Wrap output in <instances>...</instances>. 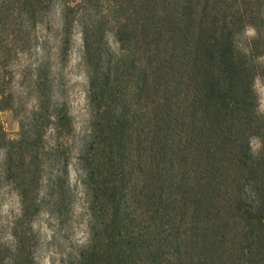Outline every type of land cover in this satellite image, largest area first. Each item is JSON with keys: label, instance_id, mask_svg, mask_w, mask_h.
I'll return each instance as SVG.
<instances>
[{"label": "trees", "instance_id": "trees-1", "mask_svg": "<svg viewBox=\"0 0 264 264\" xmlns=\"http://www.w3.org/2000/svg\"><path fill=\"white\" fill-rule=\"evenodd\" d=\"M257 80L264 0H0V112L18 126L8 137L0 121V204L7 191L18 202L0 215V264H36L41 215L63 264H264ZM72 157L86 197L75 249Z\"/></svg>", "mask_w": 264, "mask_h": 264}, {"label": "rangeland", "instance_id": "rangeland-1", "mask_svg": "<svg viewBox=\"0 0 264 264\" xmlns=\"http://www.w3.org/2000/svg\"><path fill=\"white\" fill-rule=\"evenodd\" d=\"M249 33H251L250 30ZM80 43L79 34L75 30L73 33V43L70 49L69 60L65 67L67 75L66 86L68 92V102L77 127L81 126L86 112L84 102L86 80L85 75L78 65ZM28 58L32 60L34 58L33 53L29 57L28 54L27 56H20L17 63L23 64L25 61H28ZM3 75L4 82L12 85L15 80L13 77L10 79V75L13 76V69H5ZM256 89L259 94L260 109L264 112V82L257 80ZM0 121L6 130V136L14 138L16 136L18 126L13 113L9 110L1 111ZM252 145L253 148L256 149L258 146L257 140H253ZM68 179L70 188L74 194V201L71 207V231L69 232V237L64 240L63 247L75 249L77 248V245L80 244V242H82L86 237L84 226L85 216L83 214L86 197L84 186L80 181V170L76 167V159L74 157L70 160ZM17 206L18 202L16 197L11 192H5L0 204L1 218H3V220L10 218V215L16 211ZM33 225L35 229L41 232L44 240L40 242L38 251L36 252V264H63L65 258H63L58 251H56L53 244L45 242V240H48L50 235V230L47 227L46 215L37 217ZM5 237H3V239Z\"/></svg>", "mask_w": 264, "mask_h": 264}]
</instances>
